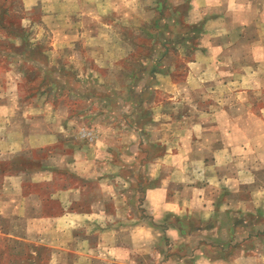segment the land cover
<instances>
[{
  "label": "rangeland",
  "instance_id": "1",
  "mask_svg": "<svg viewBox=\"0 0 264 264\" xmlns=\"http://www.w3.org/2000/svg\"><path fill=\"white\" fill-rule=\"evenodd\" d=\"M185 121L221 125L235 148L219 159L264 157V0H0V264H200L184 175L203 168L169 182ZM174 185L177 221L158 210ZM255 200L240 216L260 233ZM255 246L245 264H264Z\"/></svg>",
  "mask_w": 264,
  "mask_h": 264
},
{
  "label": "crops",
  "instance_id": "2",
  "mask_svg": "<svg viewBox=\"0 0 264 264\" xmlns=\"http://www.w3.org/2000/svg\"><path fill=\"white\" fill-rule=\"evenodd\" d=\"M211 19H202L210 21ZM218 19V18H215ZM216 47H221L216 45ZM155 106H149V115L145 120L147 122V128L154 124L155 118L152 116V110ZM226 109L230 113V109L222 108L219 111ZM218 115V114H217ZM151 119L149 120V117ZM178 117V115L176 116ZM186 122L185 131V140L183 141V156L178 154V151L174 152V163L169 162L171 166V174L169 175V182L177 181L174 177L178 171L182 170V167L186 169L187 174L191 171L194 174L195 165L200 164L203 168V176H194L190 178L189 175H184L185 187L184 190L190 191L188 199H195L199 208L195 207L192 209H185L186 214L194 213L198 211L201 213V222L193 224L192 227L196 230H199L201 242L200 250L198 253L193 255L192 258L197 259L196 263L200 264H245V262L256 259L257 249L256 244H262L264 238V223L260 228L262 229L259 233L256 229V220L254 219H245L242 215L249 213H254L255 211H261L262 208L259 207V204L255 200L258 193H264V157H257L256 154L251 155L250 161L246 164L247 166L237 165L238 158H232L230 160L219 159V156L223 158L225 149H234V144L226 142L223 140L220 135L221 132H224L221 125H216V127H209L202 124L200 125V132L193 130V125L188 126L189 123ZM229 132V129L228 131ZM200 133V134H199ZM239 131L233 129V137L235 139L238 137ZM236 134V135H235ZM235 135V136H234ZM202 136L203 140L196 139L197 137ZM114 145L119 142V140H113ZM156 143L160 145L159 141H153V144ZM110 146L108 145L107 148ZM234 147V148H233ZM257 149V148H256ZM180 150V149H179ZM169 151V147L166 144L161 145V151L158 155L149 158L146 160L149 167V179L152 181H158L163 179L161 170L156 174L151 173L153 165L157 160L161 159L166 161L163 157ZM234 154L233 156H235ZM183 157V162L177 164L178 159ZM224 161V162H222ZM104 164H114V161L107 159L103 162ZM227 166L232 168L230 172L227 169ZM181 180V179H180ZM173 183V182H172ZM174 192H167L168 202L162 203L159 202L158 210L160 211H169L172 213L177 221L178 214H183L184 212L181 209H178L175 202L179 199L177 197L182 196L179 190L176 189ZM184 187V188H185ZM165 186L156 187V191L160 194L166 195ZM151 191V190H150ZM184 195V194H183ZM170 199V197H173ZM182 200V199H181ZM261 209V210H260ZM187 210V211H186ZM240 214H242L240 216ZM254 217V216H253ZM247 221V222H244ZM242 226L245 229H248L247 238L242 240H237L236 232L238 227ZM183 231L179 224L175 223L170 225V232L177 236V234ZM187 228L186 231L187 232ZM226 230L227 237H223V233ZM255 230V231H254ZM262 233V234H261ZM259 235V237H258ZM174 237V236H173ZM174 239H177L174 237ZM237 241V242H236ZM242 241V242H241ZM213 244H220L221 246L230 245L231 248L229 251L224 249H214ZM232 244V245H231ZM191 257V256H190ZM181 260L180 256H177V260Z\"/></svg>",
  "mask_w": 264,
  "mask_h": 264
},
{
  "label": "trees",
  "instance_id": "3",
  "mask_svg": "<svg viewBox=\"0 0 264 264\" xmlns=\"http://www.w3.org/2000/svg\"><path fill=\"white\" fill-rule=\"evenodd\" d=\"M159 6L161 5V1H159V4H158ZM200 24H194V26H192V25H187L186 27H187V30H189L191 27L192 28H194L193 30L195 31V30H197V27L199 26ZM190 26V27H189ZM198 31V30H197ZM192 36V35H191ZM183 40V39H182ZM107 95H109V94H107ZM146 113H147V111H146ZM149 115V113L146 115V116H148ZM141 116H143V115H141ZM146 119V118H145ZM145 119H143V120H145ZM140 123H143V124H145V122L143 121V122H140ZM182 231H185V229H182Z\"/></svg>",
  "mask_w": 264,
  "mask_h": 264
}]
</instances>
